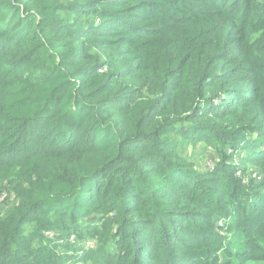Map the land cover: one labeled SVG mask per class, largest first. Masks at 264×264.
<instances>
[{"label": "trees", "instance_id": "16d2710c", "mask_svg": "<svg viewBox=\"0 0 264 264\" xmlns=\"http://www.w3.org/2000/svg\"><path fill=\"white\" fill-rule=\"evenodd\" d=\"M136 1L0 0V264H66L83 231L91 264L264 260V179L243 170L264 151L229 163L264 145V2L140 0L125 26L147 32L105 25ZM197 143L211 172L181 158Z\"/></svg>", "mask_w": 264, "mask_h": 264}, {"label": "rangeland", "instance_id": "374dc122", "mask_svg": "<svg viewBox=\"0 0 264 264\" xmlns=\"http://www.w3.org/2000/svg\"><path fill=\"white\" fill-rule=\"evenodd\" d=\"M61 1V3H66V2H73L74 0H59ZM262 2H264V0H262ZM142 7L144 8L145 5L143 4V2L136 1L133 2L127 6H118V12L116 14V16H111L112 19L116 20L110 24L107 22H105L106 26H109L110 29H113L117 26H122L125 31H127V34H131L134 32L137 33H145L147 32L150 27L149 25H147V22L143 23V24H134L132 21L129 22L130 26H125V22L126 20L130 19L131 17H134L135 15H139L140 12H138L139 10L133 12L132 9L137 8V7ZM60 11L62 12V9H60ZM122 17H124V19H122ZM96 22L98 23V20H96ZM117 33L112 34V37L115 38ZM247 136L254 140L255 137H257L256 133H248ZM227 150L232 151L230 148H227ZM251 149L249 148H242L241 150L237 151V155H239L236 158H233L231 160L232 165L235 166H240L239 163V157L242 156H248V158H252L255 157L257 158L258 156H256L257 153H259L260 151L263 152L264 151V145L261 144H257V148L255 150V152L253 154L250 155ZM215 151L211 148V147H206L204 144L202 143H197L195 146L192 145H188L184 148V151L181 153V158L182 160L186 163V162H190L194 165L195 168L198 169V171H208L211 172L216 164L218 163L219 158L216 157ZM239 158V159H238ZM238 159V160H237ZM256 162V161H254ZM241 167V166H240ZM243 170L246 172L247 174V179L248 178H252L254 179L257 183H260L263 179H264V170H262V168L257 165V163H248L247 164V168H243ZM11 197H13L12 195V191H11V182L10 181H6L3 184V188L0 191V212L5 210L7 208L6 203H8L11 200ZM101 215H97V217H100ZM229 216H225L222 218H218L217 222L219 226H222L223 228H226L229 225ZM99 221L100 220H87L85 223L89 226H94V225H98L99 226ZM102 234L101 237L108 239V237H110V235H114V230H109L107 228H103L102 230ZM221 233H224L223 231H221ZM56 236L54 232L50 233V236ZM82 237L80 238H76L75 235H72L70 237V242L72 243L73 247L75 249H77V252L73 253L72 251H68L65 254L61 253V257L64 258V260L66 261V264H72V262L74 260L77 261L76 264H91V261L86 262V258L84 257L82 260H78V258H80L81 256H83L84 254H86L87 252H89L91 249H95L97 247V245H100V243L98 244V240L96 241V238L93 237L91 234H89L86 231H83L81 233ZM112 238H109V245L106 247L109 251L114 252L115 251V247L114 244L112 242ZM85 256V255H84ZM245 264H264V260H256V261H248Z\"/></svg>", "mask_w": 264, "mask_h": 264}]
</instances>
